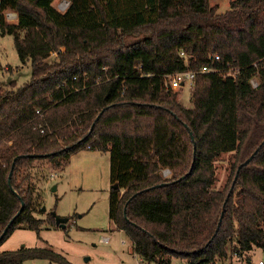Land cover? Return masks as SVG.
I'll return each mask as SVG.
<instances>
[{
    "label": "trees",
    "instance_id": "1",
    "mask_svg": "<svg viewBox=\"0 0 264 264\" xmlns=\"http://www.w3.org/2000/svg\"><path fill=\"white\" fill-rule=\"evenodd\" d=\"M67 1L0 0L1 32L31 67L21 85L0 82V243L55 225L35 215V180L98 149L110 155L109 217L135 254L211 264L235 250L249 263L264 248V0L221 12L208 0ZM203 64L186 107L165 82ZM222 152L233 158L217 186ZM27 259L72 264L47 246L0 250V264Z\"/></svg>",
    "mask_w": 264,
    "mask_h": 264
},
{
    "label": "rangeland",
    "instance_id": "2",
    "mask_svg": "<svg viewBox=\"0 0 264 264\" xmlns=\"http://www.w3.org/2000/svg\"><path fill=\"white\" fill-rule=\"evenodd\" d=\"M231 0H208L210 5L217 4V11L229 8ZM63 0H53L52 4L63 10ZM7 20L13 22L16 13L5 12ZM15 22V21H14ZM55 57L52 53L49 59ZM0 82L2 85L14 80L17 85L30 79V62L21 63L14 45L12 34L2 33L0 28ZM255 81V80H254ZM177 91V99L186 107H191L188 82ZM233 152H222L215 161V171L221 185L230 171ZM109 151L98 149L81 150L73 154L66 165L57 169L45 168L43 175L35 180L36 192L40 195V211L37 217L46 218L47 213L68 217L66 227L41 224L39 234L21 225L15 228L0 243V250L15 249L24 245L51 247L63 253L72 264H138L139 256L133 251L129 237L116 228L109 217ZM167 169L162 171L167 174ZM53 186H55L54 189ZM45 207L42 210V207ZM251 262L264 259V248H255L251 253ZM231 259V258H229ZM229 259L216 260L211 264H229ZM182 258H174L172 264H182ZM23 264H56L47 259H27ZM249 264V263H247Z\"/></svg>",
    "mask_w": 264,
    "mask_h": 264
},
{
    "label": "built area",
    "instance_id": "3",
    "mask_svg": "<svg viewBox=\"0 0 264 264\" xmlns=\"http://www.w3.org/2000/svg\"><path fill=\"white\" fill-rule=\"evenodd\" d=\"M63 1L64 2L62 3V6H63V8H65L68 1L67 0H63ZM215 59H218L217 54H215L211 58V62H213ZM210 69H211V64H203V65H201V67L198 70H185V71L175 72L169 76V80H168V82H165V86H167L171 89H176V88H179L185 82H188L189 88H191L195 74L197 72H205V71H208ZM254 80H255L254 78H252L250 80L253 86L256 85V81H254ZM138 259H139L138 264H156L154 262H148V261L144 260L143 258H141L140 256ZM229 261H230L229 264H245L242 257L235 250L233 251L232 257H231V259H229ZM108 264H122V263L112 262V263H108ZM182 264H190V263L187 261H183ZM249 264H253V263L251 261H249ZM256 264H264V259H258Z\"/></svg>",
    "mask_w": 264,
    "mask_h": 264
},
{
    "label": "water",
    "instance_id": "4",
    "mask_svg": "<svg viewBox=\"0 0 264 264\" xmlns=\"http://www.w3.org/2000/svg\"><path fill=\"white\" fill-rule=\"evenodd\" d=\"M252 155H253V154H251L250 157H252ZM250 157L246 158V160H245L242 164H245L246 162H248V160L250 159ZM242 164H240V165L238 166L237 171H236V175H237V172H238L239 167H241ZM236 175H235V178H236ZM54 188H55V186H53L52 189H54ZM22 208H23V203H21V206H20L19 211H21ZM44 209H45V207L43 206V207H42V210H44ZM51 214L54 215V218H55V224H56L57 226H60V227H62V228H65V227H66V222H67V220H68V217H60V216H56L54 211H51ZM8 226H9V224L6 225V227L4 228V230H3V232H2L1 235H3V234L6 232Z\"/></svg>",
    "mask_w": 264,
    "mask_h": 264
},
{
    "label": "crops",
    "instance_id": "5",
    "mask_svg": "<svg viewBox=\"0 0 264 264\" xmlns=\"http://www.w3.org/2000/svg\"><path fill=\"white\" fill-rule=\"evenodd\" d=\"M16 21V17H15V20H13V22ZM259 259H263V258H259Z\"/></svg>",
    "mask_w": 264,
    "mask_h": 264
}]
</instances>
